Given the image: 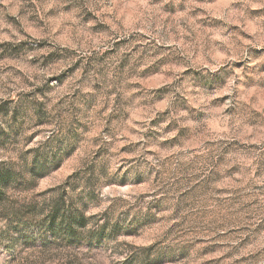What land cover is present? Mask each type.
<instances>
[{
  "label": "clouds",
  "instance_id": "clouds-1",
  "mask_svg": "<svg viewBox=\"0 0 264 264\" xmlns=\"http://www.w3.org/2000/svg\"><path fill=\"white\" fill-rule=\"evenodd\" d=\"M0 264H264V0H0Z\"/></svg>",
  "mask_w": 264,
  "mask_h": 264
}]
</instances>
